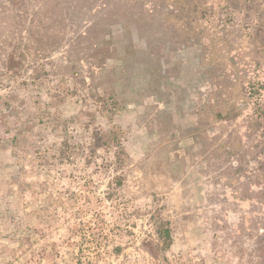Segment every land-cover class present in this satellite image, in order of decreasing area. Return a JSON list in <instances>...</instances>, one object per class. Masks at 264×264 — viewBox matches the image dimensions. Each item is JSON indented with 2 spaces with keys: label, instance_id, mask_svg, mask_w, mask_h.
<instances>
[{
  "label": "rangeland",
  "instance_id": "374dc122",
  "mask_svg": "<svg viewBox=\"0 0 264 264\" xmlns=\"http://www.w3.org/2000/svg\"><path fill=\"white\" fill-rule=\"evenodd\" d=\"M219 1L0 0V264H264V0Z\"/></svg>",
  "mask_w": 264,
  "mask_h": 264
},
{
  "label": "trees",
  "instance_id": "16d2710c",
  "mask_svg": "<svg viewBox=\"0 0 264 264\" xmlns=\"http://www.w3.org/2000/svg\"><path fill=\"white\" fill-rule=\"evenodd\" d=\"M192 5L191 6H188V7H184V6H181V4L179 5V9H176L177 11L179 10H182L185 14V17H188L187 15H189L190 13H195L197 15H201L202 16V20L197 23L198 25L200 26H206L205 24L208 23L207 26H209L210 28V31H214L212 36L213 38L215 39L216 37H218V35H220L221 32H217L215 31V29L213 28L212 25H210L209 23H213L214 22L212 20H217L218 21V17L215 15V10H217V7L219 8V0H208L206 2V4H203L201 1L199 2V0H189ZM228 2H225V5L224 8L223 7H220L223 9V11H225L227 14V18L229 19V23L231 25L229 29H232V24H234L237 20H236V16L235 14L237 13V8H236V1L235 0H227ZM246 3V5H248L249 1L250 0H244ZM206 7V8H205ZM190 8L194 9V10H189ZM210 8V10H209ZM186 11H189L188 13ZM228 11V12H227ZM186 12V13H185ZM187 14V15H186ZM221 15L224 17L225 13H222L219 15L220 17V20H219V26H218V29L220 30L223 26H224V23H223V20L221 19ZM195 20V19H193ZM227 22V23H228ZM216 25V24H214ZM247 28L250 29V24H247ZM201 33L203 30H200ZM218 34V35H216ZM207 39V38H206Z\"/></svg>",
  "mask_w": 264,
  "mask_h": 264
}]
</instances>
